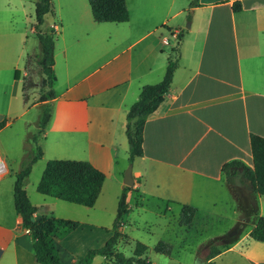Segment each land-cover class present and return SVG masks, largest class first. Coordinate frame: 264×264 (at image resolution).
Listing matches in <instances>:
<instances>
[{"label":"crops","instance_id":"0c3cea01","mask_svg":"<svg viewBox=\"0 0 264 264\" xmlns=\"http://www.w3.org/2000/svg\"><path fill=\"white\" fill-rule=\"evenodd\" d=\"M124 1L126 21L95 22L87 0H49L44 26L53 33L54 96L46 101L51 113L38 141L41 156L23 183L35 207L33 220L52 216L79 222L53 240L63 263L104 244L111 226L102 233L86 228H100L97 216L110 213L124 186L127 109L143 85L161 80L177 45L169 86L155 111L144 117L142 155L130 164L132 186L116 248L132 242L133 249L141 242L143 257L153 264H167L174 248L197 256L191 264H264V242L248 236L254 212L264 216V196L238 184L230 189L220 174V166L232 159L251 167L249 135L264 137V0ZM234 3L240 5L235 12ZM34 22V0H0V119H6L0 134L15 135L14 140L20 135L25 141L31 107L22 80L30 49L37 51ZM0 149V264H37L12 203L9 178L18 170L17 160L5 165L7 153ZM47 160L86 161L100 171L104 179L94 204L84 207L37 193ZM37 163L39 176L29 181ZM180 205L196 209L188 226L178 222ZM80 211L83 218L74 217ZM145 213L159 221L151 244L132 238L145 224ZM158 240L171 245L169 255L153 250ZM89 264L113 263L95 255Z\"/></svg>","mask_w":264,"mask_h":264},{"label":"trees","instance_id":"16d2710c","mask_svg":"<svg viewBox=\"0 0 264 264\" xmlns=\"http://www.w3.org/2000/svg\"><path fill=\"white\" fill-rule=\"evenodd\" d=\"M193 1V0H192ZM92 19L95 22H124L128 19V10L124 0H87ZM232 11H238L240 5L234 3ZM51 10L49 0H34L33 36L37 41V51L34 54V63L38 72L43 76L47 91L39 95L38 102L43 104L42 111L35 125V132L30 135L34 145L33 155L21 160L18 170L13 175L12 203L14 211L20 217L21 225L27 230L37 264H89L95 255H100L113 264H153L146 261L143 253L146 246L141 242L133 243L132 254L128 257L117 250L116 244L122 236L119 231L122 217L127 212L126 195L130 189L123 186L116 203V211L111 224V235L104 244L97 248L86 250L84 255L68 263L59 260L57 249L53 240L66 236L79 226V222L58 217H44L33 220L35 207L29 202L23 190V183L28 177L31 165L41 156V147L38 143L48 123L51 113L50 99L53 98V33L44 26L45 15ZM180 34L177 35V39ZM178 57L177 45L171 49L167 56L166 67L160 81L154 84L143 85L137 100L129 106L126 112L125 135L128 145V164L136 157L142 155V127L144 117L155 111L166 92ZM23 88L26 85L23 84ZM6 124V119H0V129ZM249 147L251 167L238 159L224 162L220 166V174L228 188L235 184L246 187L251 193L264 196V137L250 134ZM104 175L86 161L47 160L36 183L37 193L76 205L91 207L96 200ZM195 207L180 205L178 222L188 226L195 214ZM248 236L256 241L264 242V216H256L254 212V226ZM215 249L213 246L211 247ZM171 245L158 240L153 245L156 253L169 255ZM213 252V251H212ZM212 252L207 255L209 258Z\"/></svg>","mask_w":264,"mask_h":264},{"label":"rangeland","instance_id":"374dc122","mask_svg":"<svg viewBox=\"0 0 264 264\" xmlns=\"http://www.w3.org/2000/svg\"><path fill=\"white\" fill-rule=\"evenodd\" d=\"M193 1L191 0L190 3H193ZM187 23L188 21L184 23V26H186ZM33 43H34L33 40L29 41L28 49L32 47ZM166 52H170V49H164V53ZM34 54L35 51L33 49H30L25 65L26 68L25 75L22 80V84L26 85V88L23 90L26 93L27 101L29 104L31 103L30 105L31 107L25 116V118H27L28 120V122L25 124L23 129L25 141L22 140V137L20 135L16 136L14 140L13 138L15 135L13 136V138H11L12 137L11 134L8 133L6 134V132H2L0 134V148L3 147L4 151L7 153V158L4 159L3 161L4 164L8 165L11 162V160H15V161L17 160L18 168L21 160L27 159V157L33 155L35 152L34 145L30 140V135H32V133L35 132L36 129L35 125L37 123L38 117L40 116L43 107V104L38 102L39 95L40 93L44 94L48 89L47 86L45 85V82L43 81V76L39 74L37 65L34 63ZM39 172H40L39 164L38 163L34 164V166H32V171L29 176V181L34 182L36 178L39 176ZM11 178H13V174L10 176L9 180ZM113 208L114 210L116 209V200H113L111 209L109 210L110 211L109 214L103 217L97 216L98 222L95 224H99L100 228H97V226L95 225V226H87L86 229H89L92 232L98 230L100 231V233H102L105 230V228L111 226L112 224L115 215V213L112 214ZM83 216L84 215L82 214L81 211L76 212L74 214V217L77 218H83ZM99 217L101 218L99 219ZM142 219L144 220L145 224L137 227V229H135L132 232V236H133L132 238H134V240H143L147 244H151V242H154V240H156L155 238H157L158 236L159 221L155 216H153L150 213H145L144 215H142ZM126 220L128 219L126 218ZM213 227L217 228V224ZM86 229L83 228V231H85ZM148 231L151 232L152 234L148 233ZM213 244L215 245V241H213ZM207 247L209 246L207 245ZM131 249H132V242L128 244L123 243L121 245H118V251L122 252L126 257L131 255ZM195 249L196 252H201L202 245L195 247ZM76 253L77 252L74 251V257L77 256ZM198 255H200V253H198ZM196 258L198 257L182 251L179 252L177 248H174L173 255L170 256L167 264H191V262Z\"/></svg>","mask_w":264,"mask_h":264},{"label":"water","instance_id":"95a60500","mask_svg":"<svg viewBox=\"0 0 264 264\" xmlns=\"http://www.w3.org/2000/svg\"><path fill=\"white\" fill-rule=\"evenodd\" d=\"M188 26V25H186ZM122 184L124 186H132V178H131V166L127 165L126 168L123 170L122 174Z\"/></svg>","mask_w":264,"mask_h":264},{"label":"built area","instance_id":"2783aa9c","mask_svg":"<svg viewBox=\"0 0 264 264\" xmlns=\"http://www.w3.org/2000/svg\"><path fill=\"white\" fill-rule=\"evenodd\" d=\"M166 40H163V43H165ZM4 172V166L2 164V162L0 161V175ZM27 231V230H26Z\"/></svg>","mask_w":264,"mask_h":264}]
</instances>
